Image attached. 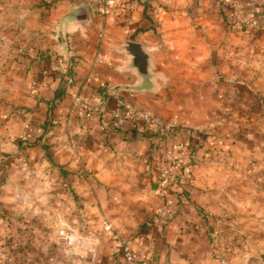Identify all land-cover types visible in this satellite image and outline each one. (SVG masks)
<instances>
[{
	"label": "crops",
	"instance_id": "crops-1",
	"mask_svg": "<svg viewBox=\"0 0 264 264\" xmlns=\"http://www.w3.org/2000/svg\"><path fill=\"white\" fill-rule=\"evenodd\" d=\"M140 1L131 19L117 10L104 15L106 0H0V151L14 152L19 148L13 141L15 135L6 130L12 125L14 129L21 128L20 136L26 137L25 142L30 139L35 128L31 115L39 109L47 112V101L55 95L60 83L58 74L48 68L44 56L54 54L47 61L53 69L59 68L57 64L62 66L61 57L65 61L75 56L76 84L69 86L67 98L56 105L54 115L67 109L71 123V116L78 114L70 107L72 98L86 87H104L108 97L101 99L95 93L101 120L95 117L87 128L77 122V135L54 137L53 141L60 138L56 154L61 164H67L64 169L74 173L73 188L91 190L94 195L99 188L109 189L114 199H118L116 194L122 197L127 192L142 211L129 227L118 226V218L103 222L116 256L112 264H136L125 258L124 247L137 258L190 264L182 240L188 230L198 234L204 221L217 224L220 213H226L224 207L230 205L227 189L215 186L211 190L208 180L210 174L217 173L223 180L228 169L216 167L211 172L204 164L208 158L201 146L186 176L191 181L187 186L190 201L182 198L179 203L180 186L173 184L165 194L158 193L161 178L154 168L165 151L183 164L191 154L186 146L188 135L174 134L157 144V152H151L152 140L140 131L107 130L103 121L118 104L149 113L158 126L180 121L204 132L202 127L225 126L231 120L235 126L231 141L235 155L231 159L235 162L229 171L237 175V189L255 199L257 190L264 187V70L257 71L250 64L264 59V30L256 36L231 30L216 0H160L163 6H154L159 16L154 10L153 15L146 16L142 4L145 0ZM82 5L90 15L84 25L81 14L70 16ZM126 41L142 43L152 55L151 72L161 75L155 77L154 90L129 89L140 79L134 70L126 68L128 56L119 51ZM180 48L183 55L177 52ZM177 94L188 96L181 103ZM204 95H211L215 105L202 108L207 104ZM11 104L28 106L34 112L20 109L17 113ZM241 108H246L245 112L240 113ZM227 109L233 114L225 112ZM257 125L263 127L262 133ZM254 130L261 133V140L255 141ZM213 138L222 141L213 135L204 144ZM114 156L124 160L112 162L110 158ZM200 206L209 218L199 214ZM105 222L111 223L110 230L105 229Z\"/></svg>",
	"mask_w": 264,
	"mask_h": 264
},
{
	"label": "rangeland",
	"instance_id": "rangeland-1",
	"mask_svg": "<svg viewBox=\"0 0 264 264\" xmlns=\"http://www.w3.org/2000/svg\"><path fill=\"white\" fill-rule=\"evenodd\" d=\"M155 2V6H163L160 0ZM257 49L258 47L256 54ZM177 52L183 55V48ZM61 59L63 65L64 60L62 57ZM263 60L252 61L250 67L263 71ZM45 64L53 69L51 62ZM57 66L61 67L58 64ZM186 96L188 95L177 94L176 98L183 103ZM204 96L207 104H203L202 108L215 105L211 95ZM11 105L17 113H20V109L34 112L28 106ZM245 110L246 108H241L240 113ZM35 112V115H31L33 125L42 123L47 116V112L42 113L40 109ZM225 112L233 114L230 109ZM257 113L258 110L255 114ZM70 114L67 109L59 112L54 118L61 122L56 126L52 124L53 135L41 142H35L37 136L33 134L23 149L18 148L14 152L0 151V264H112L116 256L113 254L109 236L102 227L103 222L105 219L118 218V226L129 227L141 215V207L127 192L122 197L116 194L118 199H114L115 194L109 189L103 191L99 188L103 192L97 191L94 195L91 190L84 192L81 188L72 187L74 173L64 169L67 164H61L56 154L55 147L60 146V138L53 141L54 137L78 134L74 132V126L78 125L79 116H71L69 123ZM110 115L111 113L106 116V120L111 121ZM13 126L6 130L15 135L13 141L19 144L22 139L21 128L14 129ZM234 127L231 120L225 126H215L212 129L202 127L204 133L209 134L208 137L214 135L222 139L218 141L213 138L207 144L202 139L201 146L208 158L204 164L211 172H215L216 167L224 166L228 169L222 175L223 180H220L218 173L210 174L208 186L211 190L216 189L213 188L215 186L217 189L218 186L227 189L226 196L230 205L224 207L226 213L222 212V216H219L221 220L226 219L228 224H214L220 232L223 229L225 237L221 243L214 238V225L205 221L202 229H198L201 230L200 233L194 235L189 230L186 232L182 246L186 247L190 264H220L215 256L217 249L228 253L229 264H264V187L260 186L253 200L248 198L246 192L237 189V175L229 171L235 162L231 159L235 155L231 144L234 141ZM158 128L160 133L174 129L175 134L189 135V129L193 127L180 121H170L160 124ZM256 129L261 132L263 127L257 125ZM258 131H255V141L261 140L259 138L262 132ZM221 134L225 135L222 137ZM241 135L247 136L242 133ZM110 159L112 162L124 160L122 157L115 159V156ZM134 176L138 179L137 174ZM132 217L136 220L133 221ZM230 224L235 226V234L229 229ZM62 229L73 234L72 243L60 237Z\"/></svg>",
	"mask_w": 264,
	"mask_h": 264
},
{
	"label": "built area",
	"instance_id": "built-area-1",
	"mask_svg": "<svg viewBox=\"0 0 264 264\" xmlns=\"http://www.w3.org/2000/svg\"><path fill=\"white\" fill-rule=\"evenodd\" d=\"M216 5L219 11L222 13L225 24L235 32H242L250 36H256L259 32L264 30V0H216ZM137 9V3H125L120 0H106L103 14L109 15L115 10L126 13L128 18H133V14ZM155 16H159L160 11L154 9ZM62 63V60H59ZM71 109L77 111L79 116V125L83 128H87L89 124L94 120V114L91 110L90 100L84 96L82 93H77L73 96ZM112 115L117 120L114 124L111 121L104 120V126L107 128H115L122 123L128 124L131 127L146 126L151 128L155 123L152 117L147 112L139 111L131 105L118 104L114 107ZM107 121V122H106ZM61 121L57 118H53L52 124L54 126L58 125ZM121 122V124H119ZM26 139V137H23ZM161 140L157 143L160 145ZM159 164V174L161 178V187L158 190L159 194H165L167 190L175 183L181 169L180 161L169 152H163L162 160ZM221 222V223H220ZM228 224L226 219H219L217 224ZM217 226V225H216ZM214 231V238L216 242L223 241L224 234L216 228ZM106 230L112 228L111 223L105 222L104 225ZM229 229L235 232L236 228L234 225L230 224ZM60 237L66 242L72 243L74 241V236L72 233L62 229L60 231ZM235 234V233H234ZM218 247V244L215 245ZM216 259L220 264H229L228 253L224 251L215 250ZM123 254L129 262H135L136 264H169L168 262H161L153 258H137L136 254L124 247Z\"/></svg>",
	"mask_w": 264,
	"mask_h": 264
},
{
	"label": "trees",
	"instance_id": "trees-1",
	"mask_svg": "<svg viewBox=\"0 0 264 264\" xmlns=\"http://www.w3.org/2000/svg\"><path fill=\"white\" fill-rule=\"evenodd\" d=\"M127 2H135V3H140V0H127ZM144 4V9H145V14L146 16H151L153 15V10L155 9V0H145L142 2ZM54 54L49 53L46 56H44L47 61H49ZM77 64L76 57L72 56L69 59H66L64 61V64L59 67V68H54L52 69L55 73L58 74L59 78V86L55 90V95L51 101L48 102V110H47V116L46 119L42 123H37L35 125V128H33L34 131H32V136H37L35 139V142H41L43 139L48 138L49 136L53 135L52 131V120L55 117L54 115V110L57 104L62 103L65 101V99L68 96V88L69 86H73L76 84V78H75V66ZM98 92L99 96L101 99L108 97V93L104 92V87H99L95 88L94 86L91 87H86L85 89H82L79 93H82L84 96H86L90 102H91V110L93 111L94 118L98 117L99 120L102 119V112L100 111V101H98L95 97V93ZM110 120L112 123H116L115 117L111 114L110 115ZM121 124V122L119 123ZM126 124L122 123L119 125L116 129L117 132H127L130 130H135V131H140L142 133V136L149 137L152 140V145H151V152H157L158 150V145L157 143L160 140H166L168 137L174 135V129L165 131L163 133L159 132V126L158 124L154 123L151 128H148L146 126H139V127H126L124 129ZM209 134L201 132L197 129H189V135L187 136V142L186 146L191 150V154L186 157L184 160V163L181 165L180 173L178 177L176 178V181L174 183V186H180L182 190L178 192V198H179V203L182 202L183 200L190 201V194L187 190V186L191 184V181H187V174L191 172V167L193 164L196 163V152H198V149L201 147L200 141L202 139L208 138ZM28 140V139H27ZM26 140V142H27ZM26 142L21 139L19 142V148L23 149L24 145ZM168 146L167 148H169ZM163 154L161 155V157ZM156 169L159 172V164L155 165ZM198 212L203 215L205 219L209 218L210 215L208 212H206L203 208L199 207Z\"/></svg>",
	"mask_w": 264,
	"mask_h": 264
},
{
	"label": "water",
	"instance_id": "water-1",
	"mask_svg": "<svg viewBox=\"0 0 264 264\" xmlns=\"http://www.w3.org/2000/svg\"><path fill=\"white\" fill-rule=\"evenodd\" d=\"M80 14L83 18L81 19V25H84L90 20L89 12L84 5L76 9L70 16L76 17ZM119 51L124 52L128 56L129 61L126 68L134 70L140 79L136 86H129V89L136 91L154 90L156 88L155 77H161V75L151 72V69L154 68L153 57L147 51L145 45L139 42L126 41L124 45L119 47Z\"/></svg>",
	"mask_w": 264,
	"mask_h": 264
}]
</instances>
